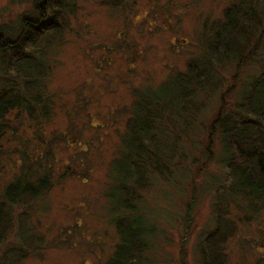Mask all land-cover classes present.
I'll return each mask as SVG.
<instances>
[{
	"label": "rangeland",
	"instance_id": "rangeland-1",
	"mask_svg": "<svg viewBox=\"0 0 264 264\" xmlns=\"http://www.w3.org/2000/svg\"><path fill=\"white\" fill-rule=\"evenodd\" d=\"M57 1L0 0V31L10 40L23 17L62 9L61 27L43 29L22 48L34 55L27 65L44 70L35 83L23 78L17 54L0 50V91L26 93L1 119L0 199L21 175L34 182L49 174L46 190L12 205L0 255L22 244L23 218L35 238L19 264H104L118 241L107 195L110 165L119 162L136 95L194 62L202 75L191 85L193 95L162 111L161 126L144 147L153 160L126 184L123 198L153 230L138 264H201L200 243L214 228L218 198L234 228L223 243L224 264H264V209L249 215L240 195L228 194L219 135L208 133L220 105L224 115L235 114L245 84L260 72L263 53L255 42L264 10L255 29L209 57L207 28L232 0Z\"/></svg>",
	"mask_w": 264,
	"mask_h": 264
},
{
	"label": "trees",
	"instance_id": "trees-1",
	"mask_svg": "<svg viewBox=\"0 0 264 264\" xmlns=\"http://www.w3.org/2000/svg\"><path fill=\"white\" fill-rule=\"evenodd\" d=\"M56 7L58 9H55L52 15H46L42 10H38L35 18L23 17L14 40H10L0 31V50L10 48L13 54H17V65L21 67L23 78L29 82L38 81L44 70L39 64L35 69L27 65L34 55L24 54L22 48L33 45L35 38L44 32L43 29L57 30L61 27L58 24V14L62 9L60 5ZM263 10L264 0L230 1L222 9L221 16L207 28L205 47L209 57L226 52V49L234 46L238 33H247L255 29ZM258 38L261 42L256 40L255 47L261 44L263 53L259 64L260 72L245 84L241 102L237 105L238 111L232 115L231 112H235L232 110L227 116L223 113L225 111L223 105H220L213 117L212 127L208 130V133L215 131L219 135L221 163L226 167L229 176L228 194H239L242 201L247 203L249 215L258 213L261 208L264 209V28L260 30ZM243 57L239 55L237 60L241 61ZM198 75H202V70L191 62L187 64L186 72L171 74L155 90L141 89L136 95L131 115L126 122L127 133L121 140L123 151L119 162L118 164L112 162L110 165L113 172L110 176L112 187L107 195L111 202V221L118 241L104 264H138L141 253L147 249L148 236L152 235L153 230H147L139 222L133 212L134 205L123 198L124 195H129L126 184L135 181L132 178L133 172H138L142 167V170H145L146 161L153 160V152L149 153L145 148L147 143L155 138V130L161 126L162 111L171 105L178 108L187 97L192 96L191 87ZM34 83L32 87L39 85V82ZM25 96V91L20 94L6 89L0 91V138L4 131L2 116L9 109L19 106L25 100ZM48 185V173L36 178L34 182L25 181L21 175L5 185L0 199V245L6 239L13 221L12 205L23 196L37 197ZM217 201L220 209L214 217V228L200 243L201 264H224L223 243L234 229L222 214L225 210L220 198ZM120 202L122 209H117ZM23 220L19 219L18 232L22 244L14 245L2 253L0 264H19L27 254L25 248L33 246L31 239L35 236L28 232ZM37 247L39 246L32 248Z\"/></svg>",
	"mask_w": 264,
	"mask_h": 264
}]
</instances>
